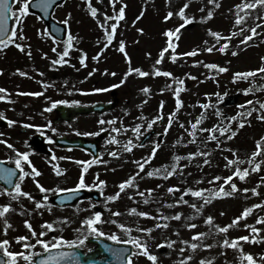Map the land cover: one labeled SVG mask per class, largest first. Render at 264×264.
<instances>
[{
  "label": "rangeland",
  "instance_id": "1",
  "mask_svg": "<svg viewBox=\"0 0 264 264\" xmlns=\"http://www.w3.org/2000/svg\"><path fill=\"white\" fill-rule=\"evenodd\" d=\"M85 2V1H84ZM186 0H118L115 9L118 11L122 3H126L127 7L125 9V19L122 20L117 29L116 38L114 45H109L106 49L104 48V34L99 27V21L96 18L90 17V10L85 4H78L77 2H72L66 5L60 6L54 13V16L59 21H64L69 19V24L67 25L73 32V36L77 37V46L74 49V56L76 66L66 75L58 76L53 75L52 70L55 67L52 66V61L57 59L59 52L63 50L66 43L58 44L52 41V38L41 35L42 31H46L42 22H40L36 16L29 15L24 23V34L28 37L26 40H21L18 42L25 43L31 46V56L28 55V49L25 51H19L16 47L6 50L4 54L0 56V69H3V73L0 74V88H7L9 90V99L0 101V113H3L2 117L7 116L11 120H16L17 123L14 125H8L6 128L0 126V141L10 140L9 143L15 146V149L20 151H30L31 158H34L36 164L38 162L42 165L40 176L36 177L39 179L40 183L45 187L52 189L56 186L63 188H72L77 182L78 178L82 172V167L77 161L91 160L92 156L77 150V149H66L57 146L54 143V138L57 136H68L72 137H85L87 139L93 140L98 135H83L85 132L93 133H108L107 137L101 142L99 150V158H101L106 163L94 164L89 168L88 173H86V182L91 184L96 181V176L99 174L101 180L107 181V186L104 188V195H100L98 189H86L89 192L87 197H91V203H95V208H90V201L86 198L77 201L73 204L66 205L63 207H58L53 204L51 200L52 210L48 211L47 208L37 209L35 207V202L25 197H21L19 201L12 200L9 196H0V205L11 203L15 211H9L7 213V220L11 223L12 227L9 228L7 235L3 232L4 218H0V240L9 239L12 241L10 250H19L21 244L15 242V237L19 235H29V229L25 226L24 221H31L35 230L39 233L41 231H47V236L44 239L51 240L53 236H64L68 240L76 239L78 236H82L81 231H77L82 228V220L88 216H91L95 211H101L104 213L103 219L106 221L103 224H98V227L109 234L115 233L120 236V241H113L122 243V241L128 239V234L118 227L117 223H112L111 221H118L125 223L126 225L133 228L131 233L132 236L144 237L148 244L150 245V251L155 253L159 257V264H178V262L186 256L192 255L193 260L186 262V264H199L201 259H210L212 264H240V252L237 249L231 247H225L222 245L223 239L226 237L231 239L242 235H250V229L245 228L244 224L254 225L262 229L260 236H264V224H258L257 219L259 216L264 215V207L255 208L253 212L246 218L239 222L238 227H233L229 229L228 233H216L212 225L205 224V219L208 215L215 217L213 221L214 225L224 226L229 224L234 217L241 213L237 212V206L239 203L247 204L250 207L255 204L264 201V184H262V189H257L259 195H254L251 191L245 193L242 191L245 187L248 189L256 188L252 185V178H254L256 186H258V181L260 180L258 175L262 177L264 164L261 166L260 174L251 172L250 176L244 180L240 181L234 177L235 182L239 186V191H237L233 196L217 198L214 199L211 204L205 205L203 212L200 215H196L195 211L190 207L191 203H197L199 206L202 201L198 198L191 196V194L184 196V199L189 201V204H180L174 207H168L167 204L173 203L175 200L180 199L181 194L187 187L193 188H211L213 185L209 184L208 181L214 176H223L224 174L232 172V169L225 170L216 165L203 164V160L207 157L197 155L191 161L187 158L188 153L191 152H205V144L209 141V132L199 131V128L211 129L214 125L218 123H223L224 119L221 116L216 115V110L219 109L224 117H231L236 115L241 109L238 107L247 100H253V103L257 109H259V104L256 103L257 100L264 101V90H257L252 93V96L244 94L242 89L247 88L251 83V78L248 80H238L233 82V74L237 71H247L250 69L258 68L264 63L261 60L264 57V28H257V32L260 33L259 36L253 37L247 45H241L239 37L233 40L229 44V50L227 52H220L219 50H214L212 52H199L196 56L186 57L185 64L186 71L179 72L181 75L178 77L174 74V77L182 78L185 81V91L181 92V99L184 101L183 107L177 113L176 118L173 120L172 126L168 128L165 133V128L168 127L169 114L176 109L175 97L171 89L165 90L163 92L160 89L168 88V85H172L175 88L177 85L172 84L173 77L163 78L159 76L149 75L145 77L138 76L133 73L128 76L125 83L120 84L118 88H111L113 84H119L120 80L124 78V73L127 72L129 64L123 55L118 50V42L125 41L126 49L128 54L131 56V66L140 67L145 71L152 72L153 66H158L162 70L169 69V61H171L169 54H165L162 64L157 65L156 59L159 58V53L164 46L165 41L167 42L165 32L168 29H175L181 24L182 18H180L175 13L178 12L179 8L183 6ZM243 0H217L220 7H216L214 4L210 3V0H192L188 9H186V14L190 17H195L196 19L192 21L191 24L186 25L180 30L179 42L184 41L185 44L181 47L179 42L174 37V42L178 44L176 48L177 53H187L195 49V46H200L204 38L209 34V29L218 30L223 34H229L231 31H236L248 27V22H251V26H256L261 21L257 17H262L264 13V8L257 7L256 9L250 10V15H247L245 22L240 25H235L229 23L231 17L234 20L236 14L239 11L240 15H244L245 11L248 10H238L235 6L241 4ZM93 5V4H92ZM15 6V5H14ZM94 6V5H93ZM103 1L97 0V7L100 10L98 16L100 21L104 20L102 13ZM132 8L133 10H129ZM231 10V11H230ZM143 11L144 15L137 20L140 13ZM172 11L174 15L167 21L164 17L169 12ZM212 11L214 13L213 17L206 20H201V17H206L207 13ZM69 13L71 17L69 18ZM132 14L137 15L133 17ZM109 15H115L112 5H110ZM133 21H136L134 24ZM109 22V21H108ZM111 24V23H110ZM232 24V25H231ZM143 29V33L139 29ZM246 35L249 33L243 31ZM165 39V40H164ZM97 40L100 43H97ZM202 43V46H204ZM111 46V47H110ZM57 49V54L53 49ZM87 52V58H91L93 55L102 53L99 60L89 61V66L87 68H82L77 64V58L82 55V52ZM238 51V55H233L232 53ZM171 52V49L169 50ZM47 53V56L44 54ZM150 53V55H149ZM185 58V56H183ZM218 59L221 66L227 67L228 72L220 74V77L214 82V86L218 89L216 92L225 93L228 95H238L237 104L229 107L223 105V100L219 103L217 102V97L215 95L208 96L207 94L216 93L211 92L213 89L205 86L210 83L208 76H211V70L205 67L206 64L211 63V61ZM201 60V66L194 64L193 61ZM177 62V61H176ZM178 62H181L180 60ZM190 65H187L189 64ZM188 66V68H187ZM20 69L21 72H28V76H23L17 71ZM107 69V73L105 72ZM172 73H176L173 65L171 66ZM115 72L116 75L112 76L110 73ZM43 73V75H41ZM92 73V75H89ZM98 73V77H97ZM196 77L192 79L191 76ZM166 77V76H165ZM258 84H264V80H261L259 76L256 78ZM219 81L217 84L216 81ZM41 81H44L45 86ZM67 81V84L64 83ZM144 87H149L151 89L150 93H143L141 89ZM96 88H106L108 91L105 92H94L93 89ZM42 96H30L24 95L22 93H31L32 91L40 92ZM80 90V91H78ZM116 92L115 96L111 95V92ZM19 92V93H18ZM91 94V95H87ZM0 95H5L0 93ZM22 95V96H21ZM87 95V96H86ZM44 98L43 101L40 98ZM118 98V104L116 107L106 113L92 114L86 117H78L75 121L65 123V122H55L56 113L54 109L47 111L46 109L50 107L51 102L54 100H67L80 101L86 99L81 104H92L98 100L102 101H112ZM209 99L215 104V107H210L206 112V119L203 120L202 124L198 126L197 136L195 142L190 143L192 139L191 133L189 131L190 124L195 122L196 119L200 117L202 111L201 107L203 100ZM147 100V103L140 107L141 102ZM164 102L163 107V120L157 121L153 128H156L157 133L150 137L143 147L138 146L139 141L142 139L146 132L152 129L147 128V124L157 115L161 114L160 103ZM200 102V103H198ZM171 104V105H170ZM72 105V103L64 104ZM158 107V110H155ZM246 109L250 106L246 105ZM127 110V112H126ZM258 112H253L251 117H246L250 120V124H245V126L239 129L238 134L231 140H225L224 137H220L223 144L229 149L236 151H229L231 158L238 155L243 161L239 166L241 168L249 167L247 162L251 153L256 149V141L264 136V122H261L257 116ZM143 117V119H141ZM118 118V119H117ZM103 119L105 123L101 125L99 121ZM255 119V120H254ZM115 120L114 124L107 123L108 121ZM26 122V123H25ZM48 122H51L52 127L43 128V134L46 138V143L51 150V153L40 154L32 146V136L36 132L32 129L25 127V124H41L37 126H44ZM183 123L184 127H181ZM137 124L143 125L141 127V133L139 140H137L136 135L132 131V128ZM131 125L132 127L127 128V131H121L120 133H115L112 131L113 128H124ZM238 122H233L231 128H238ZM52 128L56 131H52ZM104 128L105 131H100ZM22 129H26L22 131ZM41 132V131H40ZM164 134V138L161 142V147L157 150V160H151L150 164L145 165L143 172H140V176L135 181L139 185V188L129 187L123 193L118 200L114 202H108L107 208L104 207L105 197L107 195L114 194L117 192L118 185L125 179L139 172V168L136 162H143L142 158H147L154 147L153 142H158L159 135ZM219 136V133H216ZM5 136V137H4ZM52 137L49 141L48 137ZM115 136L119 143H107V141ZM132 139L134 143L137 144L131 152L124 151V145ZM180 140V143H176ZM264 148V145H262ZM203 149L204 151H201ZM227 149V150H229ZM116 150L120 153L119 157H113L109 155L110 152ZM207 151V149H206ZM85 152V151H84ZM0 154L2 158L9 160L14 163V159L10 160L9 157L15 158L16 151L12 148L7 147V145L0 142ZM102 154V155H101ZM44 156V157H36ZM53 155L56 159L53 160ZM163 155L162 157H159ZM179 155L184 157L179 163L181 165H187L181 173L180 169H177V173L168 176L167 178L154 176L148 177L146 173L154 168H161L162 165L173 164V157ZM65 157H71L72 159H65ZM40 159L38 161L37 159ZM208 159V158H207ZM258 160L264 159V156L258 157ZM51 161V163H50ZM59 164L62 169H67L66 173L57 176L54 172V166ZM208 168V173H204L205 168ZM27 169V167H26ZM220 174V175H217ZM256 177V178H255ZM264 178V177H263ZM203 181L197 183L198 181ZM207 182V183H205ZM220 181L215 182L218 187ZM178 186L179 191L175 194L168 193V188L171 186ZM22 187L25 191L32 193L37 200L38 195H45V193L40 192L39 187L34 182V179L30 175L23 181ZM227 189V186H225ZM154 189L155 191L149 194L146 190ZM230 190V189H228ZM145 192V197L150 196L149 203H143L142 200L145 197L139 196V192ZM59 193L49 192L47 195L50 197ZM92 194H95L97 198H94ZM133 197V199H130ZM167 202V204L165 203ZM21 204H23L26 211L21 214ZM79 205L80 211H77L73 206ZM137 208L138 211H148L152 213L153 216L161 215L158 212L162 209V214L165 216H174L176 213H183L180 220H169L168 228L154 229L151 236H147L145 233L139 232L137 226L139 227H152L158 221L147 217H139L138 215H133L128 213V209ZM111 209L112 211H109ZM119 210L122 215L114 216L113 212ZM262 212V214L260 213ZM42 213V214H41ZM224 213V215H221ZM64 217L68 218L69 222L63 223L61 226V221ZM191 218V219H189ZM45 221L52 222L56 225L54 230H47L41 226ZM163 222V221H160ZM187 223H194L197 225L195 229H188L185 225ZM176 229H179V235L176 234ZM196 232H205L210 235L204 237L197 243H207L212 244V248H198L195 253H193L190 245H185L183 241H192V237ZM95 237L89 236L88 239ZM105 239L111 240L109 236H104ZM169 240L175 241L176 243L171 246H165L162 248H157L156 245L160 244L162 241ZM112 241V240H111ZM35 242V239L32 241ZM243 244L245 252H251L257 260L264 259V243H251L241 241ZM80 247V246H78ZM21 248V247H20ZM85 252L89 249H93L94 246L85 242V246L81 247ZM180 249H184L183 254H181ZM2 252V250H0ZM36 251H41L40 246H37ZM134 264H151V261L144 256L134 257ZM19 264H25L23 260L19 261Z\"/></svg>",
  "mask_w": 264,
  "mask_h": 264
},
{
  "label": "snow or ice",
  "instance_id": "2",
  "mask_svg": "<svg viewBox=\"0 0 264 264\" xmlns=\"http://www.w3.org/2000/svg\"><path fill=\"white\" fill-rule=\"evenodd\" d=\"M57 0H0V50L6 49L8 46L13 45L20 51H25V49H28V55L31 56V46L26 45L25 43L18 42L21 40H26L28 37L24 34V23L27 19V17L32 12V5L34 4L36 9H42L43 13L46 15L55 5ZM118 0H110V3L113 7V10L115 12V15H108L107 13H102L104 16V20L100 21V17L98 16L99 9L97 7H94L92 5V0H87V6L90 10V15L93 18H96L99 21V27L103 29L105 34V43L104 48L106 49L109 45L113 43V41L116 38L117 29L119 27V24L122 20L125 19V9L127 7L126 3H122V6L119 7L118 11H116L115 6L117 4ZM171 0H169V3ZM192 0H186V2L183 4L182 7L179 8L178 12L175 13L180 18H182V23L179 24L178 27L175 29H168L165 32V36L167 38L166 46L163 47L159 53V58L156 61V64H162L165 54H169L170 59L173 62H176L179 56H196L198 52L201 51H207L212 52L215 50V45L209 46L206 49H199L195 48L190 52L187 53H177L176 48L178 47V44L174 42L173 37L176 38V40H179L180 30L183 29L186 25H189L192 23L193 20L196 18L190 17L186 14V9L189 8ZM210 3L214 4L216 7H220V5L217 3V0H210ZM15 5V6H14ZM238 10H248L245 11L244 15H240L239 11L236 14L235 19V25H240L245 22V18L247 15H250V10L256 9L257 7L264 8V0H243L241 4H238L235 6ZM231 11V10H230ZM69 18L71 17V13L68 14ZM144 15L143 11L140 13V16L137 17V20L140 19ZM174 13L172 11H169L164 19L165 21L169 20ZM214 13L212 11H209L207 13L206 17H201V20H206L212 18ZM39 19H43V16H39ZM257 19H260L262 23H264V17H257ZM9 21H13L14 26L9 27ZM108 21H114L110 25L108 24ZM135 24L136 21H133ZM64 25L69 24V19H65L63 21ZM261 24H256L255 27H251L249 29L250 35H246L243 40L240 41L241 45H247L249 41L253 39V37L259 36L260 33L257 32V28H260ZM57 32H63L64 29L57 27ZM141 33H143V29H139ZM210 35L217 39V43H220V40L222 38V34L219 31H213L212 29L208 30ZM243 32V29H240L238 31H232L229 36L223 37L226 42L222 43L220 45V48L218 49L220 52L224 53L229 50V44L231 41V37L239 35ZM41 35H46L48 37H51L53 40H56V36L52 34L50 31H42L40 33ZM77 39V37L73 36L71 32H68L67 34V40H66V46L63 48L62 51L59 52V56L57 59L52 61V66L55 67L56 65H64V64H70V60H66L65 57H68L70 55L71 50L74 48V41ZM97 43H100L99 40H97ZM207 43V41L205 42ZM171 49V52L169 50ZM118 50L123 53L125 56L129 68L127 72L124 73V78L120 80L119 84H113L110 87L111 88H118L120 84L125 83L128 76L132 75L133 73L137 74L138 76L145 77L154 75V76H166V77H173L172 84L177 85L175 88H172V85H168V88H162L160 89L161 92L171 89L173 92V95L175 97L176 102V109L169 114L168 118V127L165 128V133L168 131V128L172 126L173 120L176 118L177 113L179 110L183 107L184 101L181 99V92L185 91V81L182 78L174 77V74L171 71H163L158 66H153V71L150 73L148 71L143 70L140 67H132L131 66V56L128 54L126 49V43L125 41H119L118 42ZM53 51H56L54 48ZM82 52V55L79 57L81 65L86 66V59H87V53L83 52V50H80ZM233 55H238V51H235L232 53ZM47 56V53L44 54ZM101 54H98L97 56L93 57L95 60H99ZM150 55V53H149ZM262 61H264V57L261 58ZM194 64H200L201 61H193ZM72 67H75V65H71ZM207 69L212 70H218V72L215 73V75H219V73L228 72L229 69L227 67L221 66L216 63H208L205 65ZM18 72H20L23 76H28V72H21L20 69H17ZM107 69H105V72L107 73ZM3 73V69H0V74ZM112 76H115L116 73L112 72L110 73ZM43 75V73H41ZM89 75H92V73H89ZM191 76V74H188ZM261 80H264V63L258 68L250 69L247 71H237L233 74V82L238 80H248L251 78L250 85L242 89V92L244 94L254 93L255 91L264 90V84H258L257 83V77ZM192 79H196V77L191 76ZM217 84H219V81H216ZM42 84H45L44 81H41ZM65 84H67V81H64ZM45 86H49L45 84ZM80 91V90H78ZM94 92H105L108 91L106 88H96L93 89ZM151 89L149 87H144L141 89V92L143 93H150ZM9 90L7 88H0V93H4L5 95H0V101L9 99V96L7 95ZM24 95H33V96H40L42 95L41 92H33V93H22ZM208 96L215 95L218 99L216 103H219L223 100L224 97L228 95L227 92L225 93H212L207 94ZM79 104V101H67V100H56L52 101L50 107H48L46 110L51 111L52 109L56 108L59 104ZM147 103V100H144L141 102L140 107H143V104ZM200 103V102H198ZM256 103L259 104V109H257L253 103V100H247L243 104H240L238 107L241 109V111H238L236 115L231 117H224L223 113L217 109L216 115L221 116L224 119L223 123H218L217 125H214L211 129L207 128H199V131L203 132H209V136L207 139L217 141V148L222 147L223 141L220 140V137H224L225 140H231L233 139L237 134L239 129L243 128L245 124H250L251 121L246 119V117H251L253 115V112H258L257 118L264 122V101L257 100ZM246 105L250 106L246 109ZM163 107L164 102L161 101L160 103V109L161 114L155 116L148 124L147 128L152 129L153 125L157 122L162 120L163 114ZM201 107L204 111L201 112L200 117L195 120V122L190 124V133L192 139L189 141L190 143L195 142L196 136H197V130L198 126L202 124L203 120L206 119V112L210 107H215V104L209 99L207 103H202ZM127 112V110H126ZM3 113H0V116H2ZM4 119L8 120V123L10 125H14L17 123L16 120H11L7 116H4ZM118 119V118H117ZM143 119V117H141ZM233 122H238L239 127L236 129L231 128V124ZM101 125L105 123L103 119L99 121ZM109 124H114L115 120L108 121ZM25 127L29 128H36L37 131L43 132V128H51L52 124L51 122H48L44 126H37L32 124H26ZM132 127L131 125L122 128H113L112 131L115 133H120L122 130L127 131V128ZM141 127L143 125L137 124L135 127L132 128V131L137 137V140H139L141 133ZM181 127H184L183 123H181ZM52 131H56V129L52 128ZM100 131H105L104 128H101ZM219 133V136L216 134ZM83 135H99V133H93V132H85ZM157 135H160L159 133ZM0 136H3V133H0ZM49 141L52 140V137H48ZM3 144L7 145V147L12 148L16 151L15 158L9 157L8 159L13 160L14 159V167H0V179L7 182V184L10 187H0V196L7 195L12 200L19 201L21 197L28 198L30 200H33L35 202V207L37 209L40 208H47L48 211L52 210V205L49 201V196L47 193H68L69 195L62 196L60 198L61 204H64L65 201H69L73 199V197L70 195L73 192L79 193L84 189H98L100 195H104V188L107 186V181L101 180L99 178V174L96 176V181L91 184L86 182V173H88L89 168L94 164H101L106 163L101 158L97 156H93L91 160H83V161H77L82 167V172L78 178V182L72 187V188H63L60 186H56L55 188L49 189L45 187L43 184L40 183L39 179H36V177L40 176L41 173L39 170L35 168V165L33 164L32 160L30 159V151H20L19 149H15V146L9 143L7 139L0 141ZM119 143V141L116 139L115 136L111 137L107 143ZM181 141L178 140L176 143H180ZM154 147L151 150V153L148 155L147 158H142L143 162H136L137 166L139 168V172H136L134 175L130 176L128 179L123 180L118 185V191L114 194L107 195L105 197L104 201V207L107 208L108 202H114L118 200L121 196V193H123L127 188L134 187L139 188V185L135 183L137 178L140 176V172H143L145 169V165L150 164L151 160L155 158L157 150L161 147V144L159 142H153ZM262 145H264V136H262L259 140L256 141V149L251 153V156L248 158L247 162L249 164V167L241 168L239 165L243 162L241 158L236 155L234 158H226L227 162L225 164V168H231L232 173L231 175H228L226 177L221 176H214L211 181H208L209 184L213 185L211 188H193V187H187L183 190L180 199L175 200L171 204H167L168 207H174L176 205L180 204H189V201L184 199V196H187L191 194V196H194L202 201V203L198 206L197 203H191L190 207L195 211L196 215H200L203 212V208L205 205L211 204L214 199L217 198H224L233 196L237 191L241 190L239 189V186L234 180V177L239 179L240 181L246 180L250 176V170L251 172L258 173L261 170L262 164H264V159L258 160V157L264 156V148H262ZM137 146L136 143L133 142L132 139H129L128 142L124 145L123 150L127 152H131L133 148ZM141 147H143V144H140ZM229 151H236L229 149ZM102 155V154H101ZM109 155L113 157H119L120 153L116 150H113L109 153ZM197 155L209 157L210 152H191L188 153V159L191 161L193 158H195ZM56 157L53 155V160H55ZM65 159H72L71 157H65ZM184 159V157L175 155L173 157V164L171 166L169 165H162L161 168H154L151 171H148L146 175L148 177H154V176H160L167 178L168 176H172L177 173V169L179 168L181 173L183 172V169L187 167V165H181L179 162ZM2 163V162H0ZM51 163V161H50ZM203 164L207 165L210 164V159H204ZM27 166V169H26ZM19 171L18 180L14 181V177H17V173ZM67 169H62L59 164H56L54 166V172L57 176L63 175L66 173ZM32 176L34 179V182L39 187L40 192L45 193V195L42 197V199L37 200L35 196L32 195V193L25 191L22 187L23 181L25 178ZM223 181L222 184H220L218 187L215 185V181ZM203 182L198 181L197 183ZM260 184H264V178H261ZM227 186V189L226 187ZM230 189V190H228ZM149 194L154 192V189H147L146 190ZM179 191V187L174 185L168 188V193L175 194V192ZM243 192L247 193L251 191L254 195H259V192L257 188H244L242 189ZM139 196L145 197V192L141 191L138 193ZM90 201L89 207L95 208L96 204L91 203V197H85ZM130 199H133V197H130ZM143 203H149L150 202V196L145 197L142 200ZM77 211H80L79 205L73 206ZM264 207V201H261L259 204L252 205L250 207H246L243 209L242 213L236 217L229 223L224 226L220 225H214L213 221L215 220V217L212 215H208L205 219V224L212 225L214 231L216 233H225L227 234L229 229L233 227H238L239 222L242 219H246L255 208H261ZM109 211H112L111 209H108ZM9 211H15L11 203L0 205V218H4V227L3 232L5 235H7L9 228L12 227L11 223L7 220V213ZM26 209L24 208L23 204H21V214H24ZM129 214L138 215L139 217L143 218H153L157 220L158 222L154 224L152 227H139L137 226V229L141 233H145L147 236H151V233L154 231V229H161V228H168L169 227V220L175 219L180 220L183 216V213H176L174 216H165L162 214V209H159L158 212H161V215L153 216L152 213L148 211H138L137 208H130L127 210ZM42 214V213H41ZM114 216H120L122 213H120L119 210H116L113 212ZM221 215H224V213H221ZM104 213L101 211H95L91 216H88L84 218L81 222L82 228L78 229L77 231H81L82 236H78L76 239L68 240L64 236H53L51 240L44 239L43 237L47 236V231H41L37 232L35 228L33 227L31 221L25 220L24 224L29 229L30 234L29 235H19L15 237V242L21 244V251H12L10 250V246L12 244V241L9 239H2L0 240V250H2V255H0V264H19V261L23 260L25 264H83L81 260V253L76 251V246L84 247L85 242L88 240L89 236H95L96 238L109 236V238L112 241H120V236L118 234L112 233H106L104 232L101 227H98V224H103L106 221L103 219ZM191 219V218H189ZM163 221V222H160ZM69 222L67 217H64L61 221V226L63 223ZM112 223H117L118 227L125 231L128 234V239L122 241L125 245H131L132 248H118V249H112L109 248L108 251L112 253V255L120 262V264H134V257L144 256L147 257L151 264H159V257L150 251V245L148 244L147 240L144 237L140 236H132L131 233L133 231V228L126 225L125 223L118 222V221H111ZM258 224H264V215L259 216L257 219ZM188 229H195L197 227L194 223H187L185 225ZM44 229L47 230H54L56 228V225L52 222L45 221L44 224L41 226ZM245 228L250 229V235H242L235 238H225L221 242L223 246L225 247H231L233 249H237L240 252V264H264V259L257 260L251 252H245L243 244H241V241L244 242H251V243H264V236H260L262 229L259 227H255L254 225L244 224ZM176 234L179 235V229H176ZM211 232L205 233V232H196L194 233L192 237V241L185 240L183 243L185 245H190V248L192 249L193 253L196 252L198 248H212V244L207 243H197L196 241L202 240L204 237L210 235ZM33 239H35V242L33 243ZM175 241H169L165 240L162 241L160 244H157V248H162L165 246L171 247L175 244ZM37 246H40L41 251H36ZM67 249V250H66ZM54 250V251H53ZM91 251V249H89ZM181 254H183L184 249H180ZM43 253H47L44 255ZM6 257V258H5ZM215 257L212 258L214 260ZM193 256L189 255L181 259L178 264H186V262L192 261ZM212 260L210 259H201L199 261V264H212ZM90 264H94V262H90Z\"/></svg>",
  "mask_w": 264,
  "mask_h": 264
},
{
  "label": "water",
  "instance_id": "3",
  "mask_svg": "<svg viewBox=\"0 0 264 264\" xmlns=\"http://www.w3.org/2000/svg\"><path fill=\"white\" fill-rule=\"evenodd\" d=\"M64 0H57L56 4L53 5V7L51 9H49L48 13L45 15L43 13L42 9H36L34 4L32 5V11L34 13H38L40 16H43L44 21L48 24V26L51 28V31H56L57 27L63 28L61 27V25L57 24V22H54L52 19V13L54 11V9ZM10 21H9V27H10ZM64 29V28H63ZM64 32V31H63ZM58 33V32H57ZM58 35V34H57ZM59 36V35H58ZM63 35L59 36V38L63 39ZM236 100L233 97H229L226 100V105L230 104V103H234ZM101 105V106H100ZM113 103L112 104H95L93 106H86V107H60L58 109L59 111V120H73L75 118V116H77L78 114H88V113H92V112H103V111H107L109 109H111L113 107ZM2 125H5V122L0 120ZM106 134H103L100 138H98L94 143H87L85 142L84 139L79 138L70 142L64 141V140H57L58 143L64 144L66 146H76V147H83V148H88L93 150V152L95 153V155L97 156L98 154V142L103 139V137ZM35 147L38 149H42L45 150V148L43 147V140H41L39 137L36 136L35 138ZM0 167H5L4 165H2L0 163ZM16 177H14V181H15ZM2 180V179H1ZM8 187H10L8 185ZM65 195H69L67 194H61L58 197L54 198V201L58 204V205H64L67 204L69 202L74 201L76 195L77 198L83 197V192H79V193H71L70 195L73 197V199L69 200V201H65L64 204H61L60 202V198L62 196ZM90 242H95L97 243V248L87 254H84L83 251L79 248H76V251H78L79 253H81V260L83 262V264H90V262H94V264H120V262L112 255V253L110 251H108L109 248L112 249H118V248H132L131 246H125V245H116V244H111V243H107L105 242L103 239L100 238H96V239H92L90 240ZM67 250V249H66ZM54 251V250H53ZM47 253H44V255H46Z\"/></svg>",
  "mask_w": 264,
  "mask_h": 264
},
{
  "label": "trees",
  "instance_id": "4",
  "mask_svg": "<svg viewBox=\"0 0 264 264\" xmlns=\"http://www.w3.org/2000/svg\"><path fill=\"white\" fill-rule=\"evenodd\" d=\"M225 37H227V36H229L230 35V33L229 34H223ZM242 35H243V33H242ZM232 38V37H231ZM207 41L208 42H212L213 40H211V39H207ZM222 41V39L220 40V42ZM223 42H226L225 41V39H224V41ZM222 43H220V45H221ZM216 72H218V70H214V73H216ZM213 75V74H212ZM215 75V74H214ZM216 76H218V75H216ZM216 144H217V141H214V140H209V141H207V143L205 144V152H210V156L209 157H207L208 159H210V162H212V164L213 165H216V167H219V170L221 169V168H224L225 167V164H226V162H227V160H226V158H231V156H230V152H229V150H227V149H229L227 146H225L224 144H222V147H220V148H217V146H216ZM206 149H207V151H206ZM201 151H204L203 149H201ZM208 168L209 167H207V168H205V170H204V173H208L207 171H208ZM225 170L227 171V170H229V168H225ZM260 174V173H259ZM217 175H220V174H217ZM228 175H230V173H228ZM228 175H226V174H224L223 176H221L222 178L223 177H226V176H228ZM262 175H264V174H262ZM258 177H259V179L261 180V178H260V176L258 175ZM256 178V177H255ZM263 178V177H262ZM212 180V179H211ZM260 180L257 182L258 183V186H256V183H255V180H254V178H252V180H251V182H252V185H254L257 189H262V184H260ZM215 182H217V181H215ZM214 182V183H215ZM205 183H207V182H205ZM223 183V181L221 180L220 181V184H222ZM219 184V185H220ZM246 188V187H245ZM245 205L243 204V203H239V205L237 206V209H242L243 207H244Z\"/></svg>",
  "mask_w": 264,
  "mask_h": 264
}]
</instances>
